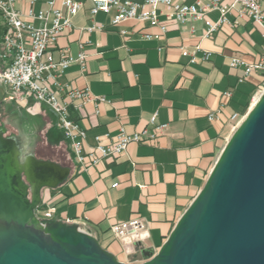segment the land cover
Listing matches in <instances>:
<instances>
[{"label": "crops", "instance_id": "crops-1", "mask_svg": "<svg viewBox=\"0 0 264 264\" xmlns=\"http://www.w3.org/2000/svg\"><path fill=\"white\" fill-rule=\"evenodd\" d=\"M79 1L84 8L64 30L53 55L56 60L65 54L76 58L82 51L88 55L84 68L74 63L58 77L59 99L68 103L71 119L86 132L84 150L96 144L97 136L113 137L121 127L134 133L150 126L154 114L167 127L154 142L130 144L127 156L101 159L83 169L75 160L73 141L57 126L49 106L32 96L16 97L0 83V133L38 165L51 166L43 169L45 180H59L42 189L38 210L53 208L55 220L71 219L119 261L141 263L158 252L205 184L234 132L231 117L246 115L261 94L264 70L244 77L243 66L233 68L230 62L258 61L264 36L238 9L206 35L204 20L180 23L160 6L159 19L168 27L161 34L158 26L137 20L114 26L115 11L92 17L93 0ZM30 2L17 0L15 8L25 12ZM43 6L41 0L33 5L36 12ZM207 17L216 22L220 12ZM91 25L103 28L87 31ZM5 30L0 14V54ZM146 33L159 36L148 39ZM84 89L104 100L68 97L69 91ZM210 113L216 114L212 121ZM133 217L142 218L149 237L128 251L111 226Z\"/></svg>", "mask_w": 264, "mask_h": 264}, {"label": "water", "instance_id": "water-1", "mask_svg": "<svg viewBox=\"0 0 264 264\" xmlns=\"http://www.w3.org/2000/svg\"><path fill=\"white\" fill-rule=\"evenodd\" d=\"M17 149L0 133V264H127L77 224L37 218L59 180ZM131 264H264V91L158 252Z\"/></svg>", "mask_w": 264, "mask_h": 264}, {"label": "built area", "instance_id": "built-area-1", "mask_svg": "<svg viewBox=\"0 0 264 264\" xmlns=\"http://www.w3.org/2000/svg\"><path fill=\"white\" fill-rule=\"evenodd\" d=\"M16 1L0 0V14L6 25L3 36V53L0 54V83L9 87L16 97L32 96L36 101L49 106L57 116V126L63 130L67 138L73 141L75 160L81 165V168L91 167L101 159L125 157L132 143L157 140L167 125L157 123V114H154L150 119V126L146 125L134 133H128L124 127H121L113 137L108 134L97 136L96 144L89 151H85L86 132L71 119L68 103L59 99L61 84L58 77L74 63H78L84 68L88 55L84 51L80 52L76 58L65 54L60 60H56L53 55V50L57 47L58 40L64 30L73 26V18L84 8L83 2L79 0H41L44 6L36 12L33 5L39 0H31L29 8L23 12L15 8ZM263 1L194 0L192 3H185L178 0H142V2L93 0L90 14L93 17L99 12L111 13V11H115L111 20L114 26L127 20H137L141 23L158 26L163 34L168 30V27L160 21L158 9L160 6H165L168 9L167 15L180 23H185L190 19L204 20L207 25L206 35H210L222 24L228 22V13L238 9L239 13H246L264 36ZM213 11L220 12V18L216 22L207 17ZM102 28V25H91L85 29L93 31ZM122 33L125 34L126 31L123 30ZM158 36L150 33L145 34L148 39ZM183 53L189 54L187 49H183ZM230 66L233 68L243 66L244 77L254 71H263L264 50L256 62L247 63L243 59L233 58ZM260 95L254 99V103ZM68 97L84 101L104 100V97H96L87 89L71 90ZM244 117L245 115L240 116L239 114H234L231 117L233 130L238 127ZM208 118L212 121L216 118V114L210 113ZM104 138L107 141H104ZM38 207L35 213L42 223L58 221L55 220L53 208L38 210ZM63 222L72 224L69 218ZM111 230L116 238L123 241L128 251L132 250V245L135 242L143 241L149 237V232L144 228L141 217L113 223Z\"/></svg>", "mask_w": 264, "mask_h": 264}, {"label": "bare ground", "instance_id": "bare-ground-1", "mask_svg": "<svg viewBox=\"0 0 264 264\" xmlns=\"http://www.w3.org/2000/svg\"><path fill=\"white\" fill-rule=\"evenodd\" d=\"M16 154H17V156H19L20 155V151L17 149V152H16ZM21 162V164H22V167L23 168H28L29 166V163H31L32 162V157H26V163H22V161H20Z\"/></svg>", "mask_w": 264, "mask_h": 264}, {"label": "rangeland", "instance_id": "rangeland-1", "mask_svg": "<svg viewBox=\"0 0 264 264\" xmlns=\"http://www.w3.org/2000/svg\"><path fill=\"white\" fill-rule=\"evenodd\" d=\"M254 105V104H253ZM5 138H10V137H6V136H4ZM10 139H12V138H10ZM18 147V146H17ZM21 151V150H20ZM22 152V151H21ZM21 158H22V160L24 159V158H26V157H30L29 155H25V154H23V153H21Z\"/></svg>", "mask_w": 264, "mask_h": 264}]
</instances>
